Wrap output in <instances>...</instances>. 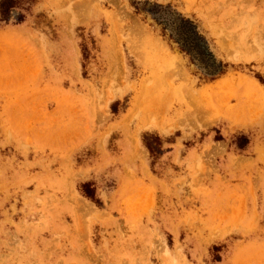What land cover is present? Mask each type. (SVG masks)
Instances as JSON below:
<instances>
[{"label": "rangeland", "instance_id": "rangeland-1", "mask_svg": "<svg viewBox=\"0 0 264 264\" xmlns=\"http://www.w3.org/2000/svg\"><path fill=\"white\" fill-rule=\"evenodd\" d=\"M0 264H264V0H0Z\"/></svg>", "mask_w": 264, "mask_h": 264}, {"label": "trees", "instance_id": "trees-1", "mask_svg": "<svg viewBox=\"0 0 264 264\" xmlns=\"http://www.w3.org/2000/svg\"><path fill=\"white\" fill-rule=\"evenodd\" d=\"M167 25L177 43L197 64L204 68H216L215 59L204 37L197 31L194 23L179 14L168 19Z\"/></svg>", "mask_w": 264, "mask_h": 264}]
</instances>
